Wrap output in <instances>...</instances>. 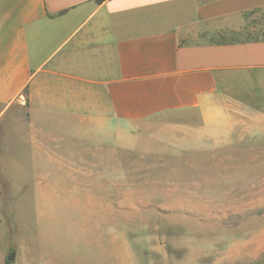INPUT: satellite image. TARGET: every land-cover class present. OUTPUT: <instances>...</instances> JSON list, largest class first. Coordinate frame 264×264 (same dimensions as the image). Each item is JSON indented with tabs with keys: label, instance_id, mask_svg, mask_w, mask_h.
<instances>
[{
	"label": "crops",
	"instance_id": "obj_1",
	"mask_svg": "<svg viewBox=\"0 0 264 264\" xmlns=\"http://www.w3.org/2000/svg\"><path fill=\"white\" fill-rule=\"evenodd\" d=\"M261 16L264 0H0V169L28 163L34 206L74 207L95 238L121 230L118 200L178 191L118 175V146L260 152Z\"/></svg>",
	"mask_w": 264,
	"mask_h": 264
},
{
	"label": "rangeland",
	"instance_id": "obj_2",
	"mask_svg": "<svg viewBox=\"0 0 264 264\" xmlns=\"http://www.w3.org/2000/svg\"><path fill=\"white\" fill-rule=\"evenodd\" d=\"M261 149L197 155L118 146L116 159L123 166L118 175L155 177L178 191L118 200L121 230L95 232V238L82 232L74 207L43 206L41 213L34 206L29 193L35 169L28 163L5 175L0 169V264L34 263L44 252L52 264H264ZM49 170L63 175L61 169ZM138 222L145 224L142 229L130 230ZM109 242L119 261L99 254ZM12 251L16 257L9 261Z\"/></svg>",
	"mask_w": 264,
	"mask_h": 264
},
{
	"label": "water",
	"instance_id": "obj_3",
	"mask_svg": "<svg viewBox=\"0 0 264 264\" xmlns=\"http://www.w3.org/2000/svg\"><path fill=\"white\" fill-rule=\"evenodd\" d=\"M15 257H16V253H15V251H12V252L8 255L7 259H8L9 261H12V260L15 259Z\"/></svg>",
	"mask_w": 264,
	"mask_h": 264
},
{
	"label": "trees",
	"instance_id": "obj_4",
	"mask_svg": "<svg viewBox=\"0 0 264 264\" xmlns=\"http://www.w3.org/2000/svg\"><path fill=\"white\" fill-rule=\"evenodd\" d=\"M98 2H103L104 0H97Z\"/></svg>",
	"mask_w": 264,
	"mask_h": 264
}]
</instances>
